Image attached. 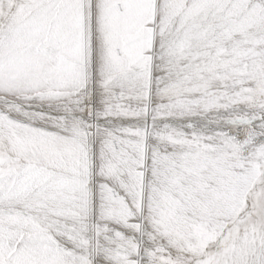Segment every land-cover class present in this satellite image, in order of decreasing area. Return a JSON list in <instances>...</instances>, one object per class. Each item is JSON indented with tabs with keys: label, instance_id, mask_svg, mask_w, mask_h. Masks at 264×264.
Wrapping results in <instances>:
<instances>
[{
	"label": "snow or ice",
	"instance_id": "1",
	"mask_svg": "<svg viewBox=\"0 0 264 264\" xmlns=\"http://www.w3.org/2000/svg\"><path fill=\"white\" fill-rule=\"evenodd\" d=\"M0 264H264V0H0Z\"/></svg>",
	"mask_w": 264,
	"mask_h": 264
}]
</instances>
